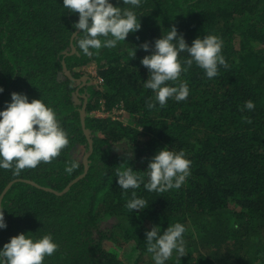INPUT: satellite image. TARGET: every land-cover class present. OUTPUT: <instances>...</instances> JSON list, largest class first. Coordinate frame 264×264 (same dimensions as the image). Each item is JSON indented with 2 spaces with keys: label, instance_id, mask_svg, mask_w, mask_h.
Returning <instances> with one entry per match:
<instances>
[{
  "label": "trees",
  "instance_id": "16d2710c",
  "mask_svg": "<svg viewBox=\"0 0 264 264\" xmlns=\"http://www.w3.org/2000/svg\"><path fill=\"white\" fill-rule=\"evenodd\" d=\"M135 11L140 31L88 57L74 46L79 14L63 0H0V111L13 92L43 99L70 140L51 163L20 175L0 169V197L12 184L1 203L0 249L21 233L51 234L59 249L44 264H154L146 232L181 223L186 256L174 252L166 264H264V0H143ZM173 26L189 46L220 37L227 67L209 79L193 63L169 82L186 81L189 97L160 107L143 86L149 70L141 60L151 51L139 46L150 42L154 50ZM92 65L97 86L84 71ZM249 102L252 113L242 110ZM119 109L129 125L92 114ZM164 147L183 150L191 174L165 192L142 184L135 191L149 207L130 212L133 190L119 187L116 172L132 167L147 183L144 171ZM72 161L80 167L69 175Z\"/></svg>",
  "mask_w": 264,
  "mask_h": 264
},
{
  "label": "clouds",
  "instance_id": "9594fccd",
  "mask_svg": "<svg viewBox=\"0 0 264 264\" xmlns=\"http://www.w3.org/2000/svg\"><path fill=\"white\" fill-rule=\"evenodd\" d=\"M123 7L115 6L111 0H63V7L79 14L78 22L73 28L83 30L82 34L72 32L74 46L88 57L98 54L102 48H115L118 42L126 41L129 33L141 30L140 16L135 9L140 8L143 0H122ZM223 41L216 35H205L196 38L191 46L186 42L178 29L171 30L156 39L153 46L144 42L141 47L150 55L141 60V64L149 70V78L144 82V88L152 90L155 100L164 107L169 98L177 102L186 100L190 88L186 81L177 86L169 82H177L181 73H187L193 63L205 71L209 79L219 74V67H227L222 54ZM187 53V59L181 58ZM134 50L133 57H135ZM4 88L0 87V93ZM148 108L156 107L149 102ZM242 110L252 113L254 105L249 102ZM142 130V129H141ZM70 144L69 135L61 126L54 108L43 99H33L24 93L13 92L11 102H6L4 110L0 111V169L12 170L14 175H20L26 168H36L41 162L51 163ZM134 158V153L132 152ZM80 167L79 161H72L65 171L71 175ZM191 160L186 158L183 150L179 152L168 147L159 149L148 163L144 175L134 171L132 167L118 170V185L121 189H132L131 198L126 202V208L143 211L149 206L145 199L137 196L135 189L143 187L149 192H165L179 189L190 172ZM4 208L0 207V229H6ZM186 227L181 223L169 226L161 234L159 226H153L146 232L147 251L152 254L154 264H166L175 252L180 258L186 256L183 234ZM59 249L51 234L36 238L30 234H19L12 237L0 249V264H44L45 258L52 256Z\"/></svg>",
  "mask_w": 264,
  "mask_h": 264
},
{
  "label": "rangeland",
  "instance_id": "374dc122",
  "mask_svg": "<svg viewBox=\"0 0 264 264\" xmlns=\"http://www.w3.org/2000/svg\"><path fill=\"white\" fill-rule=\"evenodd\" d=\"M84 71L86 77H92L94 85L97 86L102 83V80L99 78L96 67L94 65L85 68ZM106 113H103L102 110H97L92 112L94 117H96V115H99L98 118H103V119L111 118L113 121L122 122L124 125L130 124V120L128 116L126 115L125 111L122 109L116 110L112 114H106Z\"/></svg>",
  "mask_w": 264,
  "mask_h": 264
},
{
  "label": "water",
  "instance_id": "95a60500",
  "mask_svg": "<svg viewBox=\"0 0 264 264\" xmlns=\"http://www.w3.org/2000/svg\"><path fill=\"white\" fill-rule=\"evenodd\" d=\"M64 71H65V73L67 74V75H70L71 73H70V71L66 68V66H64ZM85 108H86V106L83 108V110L81 111V115H82V118H83V122H82V124H83V127H84V129H85ZM86 161H87V157H85V159H84V163L86 164ZM87 169V168H86ZM77 181V180H76ZM75 181V182H76ZM11 185L12 184H9V186L5 189V191L3 192V194L1 195V197H0V207H1V203H2V200H3V197H4V195H5V193L7 192V190L11 187ZM72 185V184H71Z\"/></svg>",
  "mask_w": 264,
  "mask_h": 264
},
{
  "label": "built area",
  "instance_id": "2783aa9c",
  "mask_svg": "<svg viewBox=\"0 0 264 264\" xmlns=\"http://www.w3.org/2000/svg\"><path fill=\"white\" fill-rule=\"evenodd\" d=\"M103 113H106L105 111H103ZM106 114H112L111 112H107ZM96 117L98 118L99 115H96Z\"/></svg>",
  "mask_w": 264,
  "mask_h": 264
}]
</instances>
